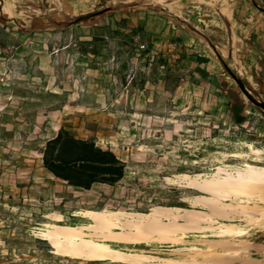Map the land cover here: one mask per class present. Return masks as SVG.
I'll list each match as a JSON object with an SVG mask.
<instances>
[{"label": "rangeland", "instance_id": "rangeland-1", "mask_svg": "<svg viewBox=\"0 0 264 264\" xmlns=\"http://www.w3.org/2000/svg\"><path fill=\"white\" fill-rule=\"evenodd\" d=\"M195 1L188 0L193 8L182 16L185 22L176 23V42L186 46L169 54L176 62H169L167 86L166 67L142 72L116 42L79 41L85 36L77 28L25 34L27 26L0 21V264H131L65 256L40 233L53 226L87 229V213L121 217L165 208L209 213L196 200L207 194L185 177L205 178L217 167H264V114L242 95L212 48L234 73L244 59L230 52L229 40ZM257 89L252 96L264 102V85ZM61 127L111 149L126 163L124 180L114 188L78 191L51 177L40 151ZM213 220L215 227L245 229L248 256L241 257L264 263V221L230 215ZM213 240L220 241L209 232H186L176 244H109L158 258L145 264H163Z\"/></svg>", "mask_w": 264, "mask_h": 264}, {"label": "crops", "instance_id": "crops-1", "mask_svg": "<svg viewBox=\"0 0 264 264\" xmlns=\"http://www.w3.org/2000/svg\"><path fill=\"white\" fill-rule=\"evenodd\" d=\"M195 2L208 13L216 31L229 40L230 52L244 59L235 74L245 86H255L250 93L258 92L257 86L264 85V0ZM191 8L188 0H0V21L27 26L25 34L77 28L85 36L79 41L116 42L126 51V59L142 72L166 67L162 85L167 86L169 62H176L169 54L177 45L186 46L176 42V23H184L181 18L191 14ZM159 63L163 65L159 67Z\"/></svg>", "mask_w": 264, "mask_h": 264}, {"label": "bare ground", "instance_id": "bare-ground-1", "mask_svg": "<svg viewBox=\"0 0 264 264\" xmlns=\"http://www.w3.org/2000/svg\"><path fill=\"white\" fill-rule=\"evenodd\" d=\"M250 151L255 155L261 153L260 150L252 147ZM192 178L185 177L184 180L188 185L207 194L196 197V200L209 213L173 208L162 209L156 214L137 213L121 217L113 214L87 213L85 218L90 223L87 229L53 226L46 228L40 235L51 242L59 253L68 257L85 261L145 264L158 258L124 253L111 247L109 243L176 244L184 239L186 232H209L220 241L204 242L205 248L193 247L183 258L164 259L160 262L163 264H257L245 259L246 256L241 257L242 254L247 255V244L242 240L247 231L235 225L220 224L215 227L213 218L224 219L230 215L249 222L264 221V167L244 164L242 168L234 171L217 167L208 177ZM250 204L254 206L251 207ZM258 204H262L263 207L257 206ZM179 219L184 223L180 224Z\"/></svg>", "mask_w": 264, "mask_h": 264}, {"label": "trees", "instance_id": "trees-1", "mask_svg": "<svg viewBox=\"0 0 264 264\" xmlns=\"http://www.w3.org/2000/svg\"><path fill=\"white\" fill-rule=\"evenodd\" d=\"M40 155L42 168L56 181L74 190L90 191L94 186L114 188L125 178L126 163L111 149L101 148L94 138H79L64 127L44 143Z\"/></svg>", "mask_w": 264, "mask_h": 264}, {"label": "water", "instance_id": "water-1", "mask_svg": "<svg viewBox=\"0 0 264 264\" xmlns=\"http://www.w3.org/2000/svg\"><path fill=\"white\" fill-rule=\"evenodd\" d=\"M215 55L217 56L219 62L222 64L224 70L229 75V77L236 83L239 91L242 93V95L251 103L253 106L257 107L263 114H264V102H260L257 99H255L251 93L247 90L243 82L235 75V73L228 67V65L223 61L221 56L217 53V51L212 48Z\"/></svg>", "mask_w": 264, "mask_h": 264}, {"label": "built area", "instance_id": "built-area-1", "mask_svg": "<svg viewBox=\"0 0 264 264\" xmlns=\"http://www.w3.org/2000/svg\"><path fill=\"white\" fill-rule=\"evenodd\" d=\"M141 48H143V47L141 46Z\"/></svg>", "mask_w": 264, "mask_h": 264}]
</instances>
